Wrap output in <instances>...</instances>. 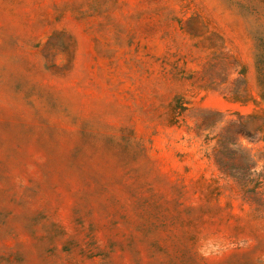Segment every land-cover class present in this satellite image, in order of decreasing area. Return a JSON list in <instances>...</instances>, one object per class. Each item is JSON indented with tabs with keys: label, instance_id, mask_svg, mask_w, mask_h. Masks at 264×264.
Listing matches in <instances>:
<instances>
[{
	"label": "rangeland",
	"instance_id": "1",
	"mask_svg": "<svg viewBox=\"0 0 264 264\" xmlns=\"http://www.w3.org/2000/svg\"><path fill=\"white\" fill-rule=\"evenodd\" d=\"M0 264H264V0H0Z\"/></svg>",
	"mask_w": 264,
	"mask_h": 264
}]
</instances>
